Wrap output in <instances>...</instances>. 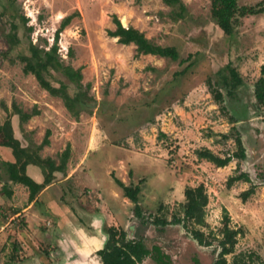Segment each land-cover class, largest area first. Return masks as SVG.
Here are the masks:
<instances>
[{"label": "rangeland", "instance_id": "374dc122", "mask_svg": "<svg viewBox=\"0 0 264 264\" xmlns=\"http://www.w3.org/2000/svg\"><path fill=\"white\" fill-rule=\"evenodd\" d=\"M181 1L186 7L184 19L174 22L171 8L161 0H0V122L5 119L4 106L9 112L12 104L25 113L36 110L38 115L19 129L31 134V150L47 130L50 137L57 130L48 152L58 160L67 145L74 144L73 150L80 156L86 149L84 144L92 141L82 169L94 178L83 183L81 191L97 186L101 207H115V221L121 225L125 216L124 223L130 224L125 230L126 240L141 239L148 249L158 246L170 256V264L216 261L223 209L230 218V228L241 230L233 253L226 256L227 263L242 258L245 264H264V107H257L253 94L264 65V15L242 19L235 35L227 38L210 17L209 0ZM261 1L237 0L239 6ZM71 14L75 16L59 35L58 54L65 65L81 69L83 89L76 90L52 70L45 78L55 87L62 81L68 85L70 96L82 97L85 105L78 107L77 121L60 99L48 95L42 80L23 74L24 64L19 60L21 55H30V43L47 50L62 18ZM113 16L150 42L176 48L180 60L191 57L179 64L137 55L135 45L122 46L108 36L107 31L115 29ZM22 17L27 19L26 26ZM11 24L17 28L19 43L4 54ZM184 68L183 75L174 78L173 74ZM229 68L235 69L242 81L231 96L218 74H227ZM212 90L221 94L220 102L215 101ZM233 116L235 123L230 122ZM13 122L19 137L22 132H18L17 118ZM233 127L241 139L244 159H233L226 167L216 168L197 158L196 151L201 149L221 158L235 153ZM240 173L247 174L249 182H236L227 188V178ZM4 174L0 166V183L8 181ZM115 179L126 186L140 185L138 205L144 222L134 215L133 203L129 201L128 207L114 201L111 193L113 184L117 186ZM200 184L209 198L205 207L208 227L202 229L213 235L208 236V247L193 240L191 226L169 224L162 228L152 223L162 214L168 221L173 215L181 216L184 188ZM251 186L253 195L242 202L239 195ZM1 193V200H6ZM67 197L68 202L74 198L72 194ZM73 209L88 220L86 212L80 215ZM47 219L53 222L47 228L53 233L56 219L46 212L42 220L45 223ZM249 255L256 257L250 260ZM140 264L155 263L146 258Z\"/></svg>", "mask_w": 264, "mask_h": 264}, {"label": "trees", "instance_id": "16d2710c", "mask_svg": "<svg viewBox=\"0 0 264 264\" xmlns=\"http://www.w3.org/2000/svg\"><path fill=\"white\" fill-rule=\"evenodd\" d=\"M210 1V17L222 34L227 38H232L237 28L241 25V20L246 17L264 15V2L261 1L254 6H239L237 0H209ZM161 2L171 8V19L176 22L184 19L186 7L181 0H161ZM75 14L68 15L62 18L59 28L55 31L52 45L46 50L40 48L34 44H29V56L21 55L19 60L24 64L22 72L25 75H32L36 80H42L44 82V90L49 96L58 98L62 101L63 107L74 119L78 120L80 116L81 105H85L82 97L78 94L70 96L68 93V85L62 81L57 82L58 86H53L46 80V76H50V70L59 73L67 82L76 88V90L82 91L83 75L81 69H74L71 65H65L58 54V39L62 30L69 25ZM22 24L27 25V19L21 18ZM112 22L115 26L114 31H107L110 38H116L117 43L122 46H129L131 44L136 46L137 55H151L162 59H167L179 64L185 63L191 56H188L185 60H180L179 54L174 47H162L156 45L147 40L144 35L133 27H125L120 23L116 16L112 17ZM16 26L11 24V31L6 35V41L8 43V49L4 54H7L12 47L19 43V39L16 34ZM27 31H32L31 27L26 28ZM229 66H227L228 68ZM186 68L179 72H175L174 78L183 75ZM221 76V85L227 89L229 96L233 95L237 87L242 85V81L235 69L229 68L227 74H222V71L218 72ZM214 99L216 102L222 100V96L218 91L212 90ZM253 94L257 107H264V65L260 68V77L256 80L253 86ZM155 99V98H154ZM154 101V100H153ZM12 112H9L8 108L4 106L5 119L0 125V145L5 146L11 150L14 157V163L3 162L0 160V166H2L5 175L12 179L17 184L23 185L28 190V201L31 202L35 198L36 194L42 190L45 186L49 185L53 180L52 173L55 171H61L67 162L70 153L69 145L60 155L58 165L55 164L50 158L42 159L39 156V151L48 145V137L50 131L45 132L44 138L40 145L31 150L29 147H22L18 139L13 136V130L11 125V116L17 115L19 118L20 126L26 123L33 116L38 115L36 110H32L30 113L23 112L16 105L12 104ZM231 123L237 122L236 117L230 118ZM236 130L235 127L232 128ZM234 143L237 147V151L233 154H227L224 158H221L213 154L208 149H201L196 151V156L200 160H205L213 164L216 168L226 167L233 159H244L245 153L242 146L241 139L238 136V131H235ZM223 139L229 138L227 135L221 136ZM32 164L38 166L44 176L42 184L35 183L31 178L25 174L24 167ZM249 182L248 175L240 173L238 175L230 176L226 180V187L231 188L236 182ZM115 183L122 190L123 196L134 204V215L144 222L141 208L138 205L139 194L141 187L139 184L133 186H126L119 180L115 179ZM254 193V188L251 186L247 190L243 191L239 198L242 202H245ZM184 203L180 204L181 216H172L171 220L165 219V216H155L152 220L154 225L164 227L166 225H181L185 228L191 226L189 233L194 241L199 246L208 247L211 245L208 235L202 230L207 228L208 225L205 220V207H207L209 198L206 194L203 184L197 187H185L183 191ZM161 213V208L158 210ZM1 218L5 220L8 215V210H4ZM15 212L12 211L11 215ZM230 218L227 211L223 209V216L221 220V228L219 233L221 239L218 240V258L213 264H228L225 256L233 253L235 245L237 243V236L241 234L240 229H231L229 226ZM107 233V240L105 241L103 249L97 252L98 257L102 264H140L146 258H150L155 264H170L169 257L161 251V249L154 245L150 249L146 248L141 239H129L126 240V233L123 230H118L113 227L105 229ZM211 236H213L211 234ZM254 255H249L251 260ZM231 264H245L242 258H234Z\"/></svg>", "mask_w": 264, "mask_h": 264}, {"label": "crops", "instance_id": "0c3cea01", "mask_svg": "<svg viewBox=\"0 0 264 264\" xmlns=\"http://www.w3.org/2000/svg\"><path fill=\"white\" fill-rule=\"evenodd\" d=\"M14 118H17L18 132H22L19 137L13 122ZM3 121L4 119L0 125ZM11 125L13 136L19 140L21 146L30 147L31 134L28 135L19 129L20 122L17 115L11 117ZM55 132L58 131H53V135L48 139L49 144L45 145L38 154L42 159L50 158L58 165L60 159H55V156L48 152L53 148ZM91 145L92 141L86 142L83 146H86V149L80 156H76L72 144L63 169L52 173L51 183L40 190L31 202L28 201V190L23 185L15 183L7 176L8 181L0 183L1 194L6 195V200H1L0 197V264H102L97 252L103 249L106 241L105 227L126 232L130 224L124 223L125 216L124 219L121 217V225L115 221V207L109 209L101 207V191L97 186L93 185L94 187L87 188L83 192L80 189L83 183L93 182L91 180L94 175L82 169ZM2 152L5 157L0 158L1 161L14 163L9 148L0 145V153ZM24 170L35 183H43V172L38 166L29 164ZM110 174L106 175L112 179ZM113 187L115 190L111 195L114 201L129 207V200L123 196L121 189L115 184ZM68 194L74 196L69 202ZM18 199L24 202L19 204ZM71 201L75 204H69ZM74 207L80 215L86 212L88 220L85 221L77 216ZM4 210H8L9 215L5 220L1 218V215L5 214ZM12 211L15 212L14 215H11ZM46 212L56 219L53 233H49L47 229L53 225V222L47 219L44 223L42 220ZM117 215L119 216V213Z\"/></svg>", "mask_w": 264, "mask_h": 264}, {"label": "flooded vegetation", "instance_id": "af4514ba", "mask_svg": "<svg viewBox=\"0 0 264 264\" xmlns=\"http://www.w3.org/2000/svg\"><path fill=\"white\" fill-rule=\"evenodd\" d=\"M166 255L169 257V259H171L170 256H169L168 254H166ZM255 257H256V256H254V258H255ZM225 258H226V256H225Z\"/></svg>", "mask_w": 264, "mask_h": 264}]
</instances>
